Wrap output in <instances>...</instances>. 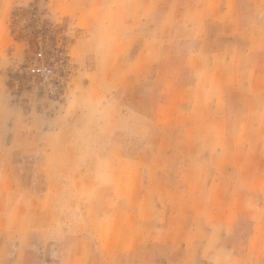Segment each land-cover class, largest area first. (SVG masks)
Segmentation results:
<instances>
[{"label": "rangeland", "instance_id": "obj_1", "mask_svg": "<svg viewBox=\"0 0 264 264\" xmlns=\"http://www.w3.org/2000/svg\"><path fill=\"white\" fill-rule=\"evenodd\" d=\"M88 1L0 0V264H70L80 240L99 264H207L212 255L216 264H264V180L246 194L253 182L234 179L241 173L215 156L186 165L188 146L222 142L216 124L232 117L187 114L186 106L199 112L195 101H173L170 109L166 85L128 65L130 43L120 40L110 52L105 37L90 36L88 21L79 19ZM256 20L264 27V14ZM46 23L58 40L48 44L63 51L47 55L51 71L31 44ZM213 150L190 152L195 159ZM152 172L160 191L146 195ZM88 180L96 195L78 194ZM105 203L113 217L120 210L109 241L96 227ZM141 218L158 229L168 218L172 226L165 234L148 231L160 241H145ZM16 220L26 221V231L9 229ZM124 220L129 249L119 242Z\"/></svg>", "mask_w": 264, "mask_h": 264}, {"label": "crops", "instance_id": "obj_2", "mask_svg": "<svg viewBox=\"0 0 264 264\" xmlns=\"http://www.w3.org/2000/svg\"><path fill=\"white\" fill-rule=\"evenodd\" d=\"M246 2L250 5L248 13L242 12ZM84 3L90 4V8L81 7L79 19L81 23L88 21L90 36L105 37V45H110L105 50L110 52H116V42L120 40L130 43L127 50L135 55L129 58L128 65L131 64L137 76L147 72L146 75H154L160 84L166 85L165 98L170 109L173 101H195L199 112L186 106L187 114L222 117L218 120L222 122L226 115L232 117L231 123L216 124V132L224 137L222 142L219 138L215 145L199 141L188 146L186 165L191 169L192 165H203L210 160L206 158L215 156L217 163L231 164L235 172L241 173L234 179L253 182V188L244 193L255 194L257 183L254 182L264 180V27L256 20L264 14V0H90ZM128 5L130 14H123ZM129 76L130 73L126 74ZM184 129L189 132L192 126L187 124ZM151 142L156 144L155 140ZM110 146L119 147L115 143ZM196 148L214 150L194 159L190 150ZM157 175V172L149 175L143 194L160 191L159 180L153 181ZM83 184L77 187L78 194L96 195L91 180ZM94 204L97 210V202ZM24 210L32 209L25 205ZM100 210L104 215L99 217L105 219L96 227L99 234L104 230L105 240H112L120 210L114 217L113 209L107 204ZM141 220L139 228L145 234L142 237L145 241H160L148 235V231L153 235L157 231L165 234L172 226L168 218L160 229L151 218ZM126 222L120 228L119 242L121 248L129 249V222ZM23 226H27L26 221L24 225L17 220L8 223L14 232ZM28 242H22L26 252ZM91 250L88 241L80 240L75 252L69 255L70 264H99ZM27 256L25 253L22 260H27ZM212 256L215 257L207 264H216V255Z\"/></svg>", "mask_w": 264, "mask_h": 264}, {"label": "trees", "instance_id": "obj_3", "mask_svg": "<svg viewBox=\"0 0 264 264\" xmlns=\"http://www.w3.org/2000/svg\"><path fill=\"white\" fill-rule=\"evenodd\" d=\"M48 27L49 24L46 23L39 31H37L34 35V39L32 40L31 44H32V48H34L36 51L42 50L44 52L43 55L45 56L40 62L45 64L51 71L52 64L49 63V60L47 59V55H49L50 51L56 52L58 54H62L63 51H62V46L61 48H57V45L52 46V43L51 45L48 44L49 42H58L56 36L49 35L51 32ZM56 34H59V32L56 31ZM41 43L43 44L42 47H41ZM48 47L50 48V50L47 49ZM57 58L60 64H63L64 60H66V57H61V55H59Z\"/></svg>", "mask_w": 264, "mask_h": 264}]
</instances>
